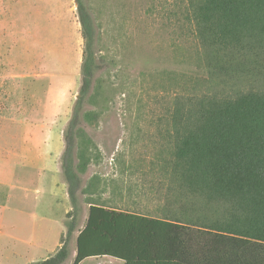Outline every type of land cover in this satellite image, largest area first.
<instances>
[{
	"label": "rangeland",
	"instance_id": "obj_1",
	"mask_svg": "<svg viewBox=\"0 0 264 264\" xmlns=\"http://www.w3.org/2000/svg\"><path fill=\"white\" fill-rule=\"evenodd\" d=\"M13 1L0 0V264H21L14 248L15 196L45 200L51 194L37 178V172L48 177V167L49 172L42 169L44 163H38L37 171L25 156L35 153L34 147L61 152L57 133L62 131L64 138L78 97L82 54V43L79 47L72 38L68 80L73 100L63 115L56 108L53 115L51 110L47 113L43 91L48 81L45 76L34 77L33 67L38 63L30 62V4L15 13ZM84 2L95 24V51L101 69L90 93L94 96L82 110L94 116L82 118V128L95 147L83 186L95 182L98 190L88 198L98 204L108 202L131 211L147 207L156 216L162 206L175 203L160 167L174 150L176 125L208 100L216 102L238 91H264V77L258 72L247 76L245 70L213 69L187 19L188 0ZM75 6L73 0L71 7ZM36 49L37 57L44 53V46ZM44 133L49 136L45 143ZM29 136H36L37 141L31 142ZM55 169L52 176L64 184L61 158ZM102 188L104 192L98 193ZM83 199L80 197L78 227L68 244L71 254L64 264H73L75 238L87 219L88 205ZM59 215L55 211L53 231L58 228Z\"/></svg>",
	"mask_w": 264,
	"mask_h": 264
},
{
	"label": "trees",
	"instance_id": "obj_2",
	"mask_svg": "<svg viewBox=\"0 0 264 264\" xmlns=\"http://www.w3.org/2000/svg\"><path fill=\"white\" fill-rule=\"evenodd\" d=\"M75 1L82 62L61 156L71 210L59 248L32 264L67 261L80 197L88 215L78 231L73 264L102 257L125 264H264V91L208 100L176 125L174 150L160 167L175 198L173 206L165 204L152 216L147 207L131 211L88 198L98 190L95 182L83 186L95 147L82 118L94 116L82 110L94 96L90 93L101 67L90 10L84 0ZM188 5L187 19L213 69L264 77V0H188Z\"/></svg>",
	"mask_w": 264,
	"mask_h": 264
},
{
	"label": "crops",
	"instance_id": "obj_3",
	"mask_svg": "<svg viewBox=\"0 0 264 264\" xmlns=\"http://www.w3.org/2000/svg\"><path fill=\"white\" fill-rule=\"evenodd\" d=\"M73 0H14V11L25 10L26 5L30 4L29 15L33 17L32 26L28 34L30 41V62H36L38 65L33 67L35 72L34 77L45 78L48 84L44 88V109L47 113L56 108L57 113L63 115L64 109H68L71 104L69 95L72 86L69 83L70 76V40L73 38L75 45L83 46L80 24L78 18L75 17V9L71 7ZM75 12V13H74ZM72 18V20H71ZM78 22H77V21ZM25 39V38H24ZM80 43H79V42ZM44 46V53L41 52L37 57V46ZM35 46V47H34ZM34 47V48H32ZM66 47V52H65ZM82 62V54H81ZM81 70V69H80ZM80 83V75L78 86ZM58 90V91H56ZM75 102V101H74ZM65 103V104H64ZM50 116V115H49ZM60 116V115H59ZM52 119L49 117V120ZM47 125V124H46ZM54 129L51 127L50 130ZM51 137L55 139L56 134ZM58 142L62 146L61 152L64 150V140L62 139V131H59ZM31 137L29 136L28 139ZM43 143L49 139L45 133L42 135ZM31 142L37 141L36 136H32ZM35 153H27L26 158L30 160V166H34L37 170L38 163H44L46 166L42 167L43 170L49 169V176H39L40 184L48 187L51 192L49 199L40 200L28 196L22 197L21 195L15 196L17 219L14 228V248L15 254L20 258L21 264H32L48 258L56 252L60 246V238L66 232L65 220L66 214L69 212V199L67 195L66 184H58L56 181L57 176H52L56 173V164L62 156V153L54 154L48 150H40L38 147ZM61 153V154H60ZM50 160L47 162L46 160ZM48 167V169L46 168ZM57 170L59 171L58 167ZM38 171V170H37ZM44 172V171H43ZM61 196V199L58 197ZM40 206V208H39ZM57 206L59 210H57ZM28 208V212L25 208ZM71 210V205H70ZM55 211L60 214V222L57 224V230L53 231L52 227L55 218ZM84 227V226H83ZM83 229V228H82ZM75 238V256H76V239ZM71 254V252H70ZM69 254V255H70ZM92 260L90 264H125L123 260L102 257L86 259ZM84 260V261H86ZM82 261L80 264H83Z\"/></svg>",
	"mask_w": 264,
	"mask_h": 264
}]
</instances>
